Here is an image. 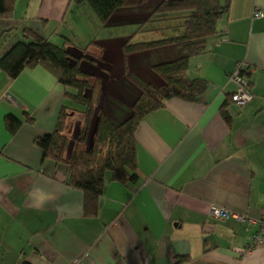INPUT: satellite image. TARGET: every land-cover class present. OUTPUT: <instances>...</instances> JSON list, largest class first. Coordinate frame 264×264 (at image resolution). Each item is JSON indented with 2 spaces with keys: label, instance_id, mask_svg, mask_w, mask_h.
Here are the masks:
<instances>
[{
  "label": "crops",
  "instance_id": "obj_1",
  "mask_svg": "<svg viewBox=\"0 0 264 264\" xmlns=\"http://www.w3.org/2000/svg\"><path fill=\"white\" fill-rule=\"evenodd\" d=\"M160 1L122 8L102 26L72 0H16L13 17L0 19V57L26 28L58 45L64 38L97 43L103 62L81 67L101 79L102 111L121 123L140 94L135 83L162 86L153 66L182 55L168 47L124 57L126 41L181 33L167 17L144 25ZM222 3L229 6L218 23L222 37L190 59L189 75L207 80V93L199 103L169 101L144 118L136 133L139 179L107 181L95 218L85 216L84 193L68 184L66 167L44 159L36 144L55 131L63 86L41 66L16 78L0 71V264H264V244L251 247L257 226L210 215L221 208L259 218L264 210V0ZM256 10L263 16L254 18ZM70 14L83 38L69 26ZM238 64L252 69L254 98L244 107L233 102L229 80ZM122 104L129 111L120 114ZM7 116L22 122L14 135Z\"/></svg>",
  "mask_w": 264,
  "mask_h": 264
},
{
  "label": "trees",
  "instance_id": "obj_2",
  "mask_svg": "<svg viewBox=\"0 0 264 264\" xmlns=\"http://www.w3.org/2000/svg\"><path fill=\"white\" fill-rule=\"evenodd\" d=\"M72 1L76 5H88L99 23L105 26L116 11L141 7L150 0ZM15 7L16 0H0V19H11ZM228 11L229 6L224 5L222 0H161L158 3L144 25L159 17L172 21L182 19L181 33L138 43L126 41L122 48L124 57L168 47L180 50L182 55L153 66V72L163 82L160 87H143L130 79L139 88L140 94L132 106L130 117L121 123L113 122L103 112L96 113L99 82L93 73L85 72L81 67L83 62L93 66H98L96 61L103 62L102 48L97 43L80 47L76 41L64 38L58 45L26 28L23 40L0 57V71L12 78L18 77L25 69L41 66L63 86L64 102L55 131L39 137L36 144L43 151L44 159L66 167L68 184L84 193L86 217L98 216L100 198L107 181L122 184L138 181L136 133L144 118L165 108L169 101L199 103L207 93V80L190 77V59L205 54L210 42L222 37L218 23ZM67 45L81 55L72 54ZM249 74L246 72L247 78ZM71 113H79L84 119L74 138L67 133L66 126ZM221 114L227 118L225 109ZM5 126L14 135L22 122L14 116H7ZM72 142L74 150L67 155Z\"/></svg>",
  "mask_w": 264,
  "mask_h": 264
},
{
  "label": "built area",
  "instance_id": "obj_3",
  "mask_svg": "<svg viewBox=\"0 0 264 264\" xmlns=\"http://www.w3.org/2000/svg\"><path fill=\"white\" fill-rule=\"evenodd\" d=\"M263 13L256 10L254 18H260ZM251 68L244 66V64H238L235 72L230 75L229 80L236 85V91L232 95L233 102L239 107L246 106L254 98L251 84L246 76V72L250 73ZM210 215L217 219H225L234 217L238 222L246 224L247 229L257 226V229L252 235L251 247H258L264 244V210L261 211L259 218H252L246 214H234L221 208H212ZM81 259H77L74 264H80Z\"/></svg>",
  "mask_w": 264,
  "mask_h": 264
},
{
  "label": "rangeland",
  "instance_id": "obj_4",
  "mask_svg": "<svg viewBox=\"0 0 264 264\" xmlns=\"http://www.w3.org/2000/svg\"><path fill=\"white\" fill-rule=\"evenodd\" d=\"M84 6H85V8H86V10H87V12L89 13H87L86 11H84V9H82L84 12H85V15H86V18H87V20L89 21L90 20V14H91V17L93 16V18L95 17V15H94V13H93V11L91 10V8L88 6V5H86V4H84ZM169 22V25H168V27L169 26H174V29H176V31H182V28H181V24H182V22H183V20L181 19V20H169L168 21ZM68 24H69V26L70 27H74V29H76V37H78V38H83L84 37V34L82 33V34H80L79 33V31L81 30V32L84 30L83 28H80L79 26H77L79 23L77 22V20H74V19H72V14H70L69 15V20H68ZM167 30H169V29H167ZM170 31V30H169ZM77 38V39H78ZM21 39H23L22 38V34H21ZM75 39V38H74ZM56 40H53V42H55ZM19 41H16L15 42V44L16 43H18ZM14 44V45H15ZM4 55V54H3ZM3 55H1V56H3ZM84 67V70L83 71H85V72H89L88 71V69H87V67H85V66H83ZM96 78V77H95ZM98 80V79H97ZM98 82H99V86L101 85L100 84V82H101V79L100 80H98ZM108 85V84H107ZM106 85V86H107ZM100 87H98V93H97V96H98V98H97V100H96V102H95V106H96V113L98 114V113H101V112H103L102 110H103V108H104V105H105V103L103 104V101H102V94H99V92H100V89H99ZM107 88H105V90H106ZM108 99H110V96L107 94V100ZM131 99H132V97H131ZM102 101V102H101ZM136 102V100L134 101V103ZM133 103V104H134ZM126 104V103H125ZM125 104H122L121 105V107H122V109H121V111H119L120 112V114H122V113H124V112H127V111H129V106H127V105H125ZM103 105V106H102ZM130 111H131V108H130ZM104 113V112H103ZM83 116L81 115V114H79V113H71L70 115H69V117H68V120H67V123H66V126H67V133L70 135V136H72V138H74V137H76L77 135H78V132H79V129H80V127H81V125L83 124ZM74 147H75V145H74V143L72 142L71 144H70V146H69V150H68V153H67V155H69L73 150H74Z\"/></svg>",
  "mask_w": 264,
  "mask_h": 264
}]
</instances>
